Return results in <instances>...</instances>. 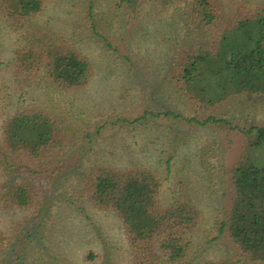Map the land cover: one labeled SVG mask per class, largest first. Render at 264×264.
I'll return each instance as SVG.
<instances>
[{"label": "rangeland", "instance_id": "obj_1", "mask_svg": "<svg viewBox=\"0 0 264 264\" xmlns=\"http://www.w3.org/2000/svg\"><path fill=\"white\" fill-rule=\"evenodd\" d=\"M224 1L228 13L236 11L237 3L264 8V0ZM120 3L46 0L41 14L21 23L0 14V135L11 117L37 109L55 115L64 126L67 146L58 152L65 156L64 165L83 150L71 171L54 179L0 169V194L29 185L34 195L26 208L0 196V264H136L126 225L115 213L97 208L84 192L96 169L136 166L161 178L163 205L192 199L202 210V224L182 264H254L238 262L227 241L213 237L233 204L230 171L245 142L243 130L264 125V97L243 94L206 107L184 95L176 99L178 93H171L162 78L168 59L176 56L178 62L180 55L210 46L211 33L153 3L134 23ZM46 31L93 60L91 87L61 90L42 73L29 78L17 72L16 53ZM101 80L106 85L97 88ZM165 112L181 118L153 116ZM146 115L139 123L113 124ZM211 117L235 128L189 121ZM107 121L112 124L92 136ZM251 156L264 167V145Z\"/></svg>", "mask_w": 264, "mask_h": 264}, {"label": "trees", "instance_id": "obj_2", "mask_svg": "<svg viewBox=\"0 0 264 264\" xmlns=\"http://www.w3.org/2000/svg\"><path fill=\"white\" fill-rule=\"evenodd\" d=\"M150 3L174 9L188 24H202L213 37L210 46L198 47L173 67L172 81L190 102L206 107L243 94L264 97V8L235 2L236 11L228 13L224 0H121L120 7L136 23ZM45 6L46 0H0V14L21 23L39 15ZM16 68L29 78L42 73L66 91L83 89L92 73L86 58L53 35L20 49ZM147 116L113 124H135ZM153 116L181 118L173 112ZM189 121L235 128L231 122L215 117L205 122ZM108 124L112 123L99 125L92 136H98ZM243 133L245 142L230 171L233 204L215 227L213 240L224 238L239 257L238 262L264 264V167L251 156L253 149L264 145V125L252 124ZM0 137V169L29 177L54 179L71 171L83 152L76 161L64 165L65 156L58 154L67 146L64 126L55 115L37 109L11 117ZM161 189V178L146 167L128 171L101 167L85 185V194L97 208L115 213L126 225L136 264L184 263L202 224L198 204L178 201L165 206ZM0 196L12 206L26 208L34 195L31 186L17 185Z\"/></svg>", "mask_w": 264, "mask_h": 264}, {"label": "crops", "instance_id": "obj_3", "mask_svg": "<svg viewBox=\"0 0 264 264\" xmlns=\"http://www.w3.org/2000/svg\"><path fill=\"white\" fill-rule=\"evenodd\" d=\"M45 8V7H44ZM44 10V9H43ZM43 12V11H42ZM41 12V13H42ZM176 12V11H175ZM40 13V14H41ZM36 16H38V15H36ZM46 35L45 36H50V35H53V34H51L50 33V31H46V33H45ZM49 34V35H48ZM54 37H57V36H55V35H53ZM57 39H59V40H61L59 37H57ZM68 45V47H69V49L70 50H72V51H74V52H76L77 54H79L81 57H83V58H86V60L89 62V64H90V66H91V69H92V73H91V76H90V80H89V83H88V85L87 86H85L83 89H78V90H86L87 88H89V87H91V85L93 84V78H94V76H95V74H96V72H95V67L93 66V60L91 59V58H89L87 55H84V54H82L81 52H79L78 50H76L73 46H71V45H69V44H67ZM181 56L182 55H180L179 56V61L178 62H180L181 60H182V58H181ZM181 58V59H180ZM176 63H177V61H176V56H174V58H169L168 59V63H167V65H165V66H168L169 65V69L167 70V72L165 73V75H163L162 74V78H164V82L166 83L165 85L171 90V93L172 92H176V93H178V96L176 97V99L177 98H182L183 99V93H180V91H179V89L177 88V86H176V82H173L172 81V74H174L175 73V70H173V67L176 65ZM164 69H166V67L164 68ZM44 76V75H43ZM39 77V76H38ZM45 77V76H44ZM101 85H106L105 84V80H101V81H99L98 82V84H97V88H99ZM98 91V90H97ZM164 118V117H163ZM143 120V119H142ZM141 122V121H140ZM139 123V122H138ZM136 167H145V166H136ZM136 167H134V168H136ZM147 168V167H146ZM133 169V168H132ZM149 169V168H148ZM131 170V169H130ZM151 170V169H150ZM123 171V170H122ZM126 171H128V170H126ZM154 172V171H153ZM155 173V172H154ZM188 201H192L193 202V200L192 199H189ZM175 202H178V201H175ZM174 202V203H175ZM180 202V201H179ZM182 202V201H181Z\"/></svg>", "mask_w": 264, "mask_h": 264}]
</instances>
